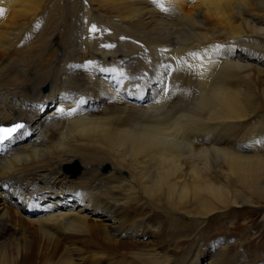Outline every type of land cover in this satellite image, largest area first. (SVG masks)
Segmentation results:
<instances>
[{
  "label": "bare ground",
  "instance_id": "obj_1",
  "mask_svg": "<svg viewBox=\"0 0 264 264\" xmlns=\"http://www.w3.org/2000/svg\"><path fill=\"white\" fill-rule=\"evenodd\" d=\"M0 11V124L31 133L0 154V264H172L124 240L149 224L132 213L162 212L195 238L215 214L264 211L258 101L235 80L264 67V0H0ZM79 96L83 108L61 116ZM17 188L51 191L39 194L50 209L27 215ZM228 241L207 264H230Z\"/></svg>",
  "mask_w": 264,
  "mask_h": 264
},
{
  "label": "rangeland",
  "instance_id": "obj_2",
  "mask_svg": "<svg viewBox=\"0 0 264 264\" xmlns=\"http://www.w3.org/2000/svg\"><path fill=\"white\" fill-rule=\"evenodd\" d=\"M53 45L56 46L58 45V43L55 44L53 42ZM58 51H60V49H58ZM251 64L252 66H254H251L250 68L251 77L248 80L247 78H237L235 80L239 81L238 89H244L243 85L250 84L249 86L247 85V88H251L256 92L255 94L258 101L257 105H255V108L257 109L256 114L261 116L259 117L257 115L258 121L262 122L260 128L263 132L261 136L264 138V92L262 93V91L264 90V73L257 72V68L264 71V67L261 68L254 61H252ZM55 108V106L43 108V116H46ZM44 109H46L48 112L46 111L43 113ZM255 121H257V118L255 119ZM106 173L101 174L103 175ZM42 185L43 184H41V186ZM155 211L156 210L152 211V209L149 208L146 215H143L138 211L137 213H132L134 217L136 216L138 218L150 217L148 218L149 221L147 220V222L149 224L150 222H152L151 225H154L153 227H155V229L150 228L149 224H146V219H142V221H144L142 223L143 233L145 234V237H134L133 234H136L137 232H133L131 236L127 237L124 240H129V238H131L129 241L137 239L138 242H141L137 244V246H139L140 248L144 247L158 249L157 251H161L163 255H166L172 264H191L194 262L195 258H197L198 255L202 253L203 250V256L200 254V260L197 261V264H207L209 260H211L213 255L221 250L220 248L223 249L224 245H227V241L229 240V258L227 257V259L230 264H243L246 262H248L249 264H252L254 262V264H264V211H261L260 209L240 206L233 208L226 217H218L219 214H215L214 216H211L210 221L208 220V222L204 225L205 229L202 232L201 236H197L195 238L192 237L193 234L188 228H184L186 227L185 225L180 227L168 226L166 222L171 217L168 218V216L164 213ZM184 221L187 222L186 218H184ZM95 223L97 227L96 232L103 233L102 228L99 227L100 224L97 222ZM10 228L14 229L15 225H11ZM29 230L30 229H28V231ZM29 235L30 238L28 240L31 241V245L33 247H37L38 245H40V242L41 248L46 249L50 247L40 239L39 234ZM220 238H222L223 241L220 243V245H218V243L216 242ZM213 241H215V243H212ZM164 249L165 251L163 252Z\"/></svg>",
  "mask_w": 264,
  "mask_h": 264
},
{
  "label": "snow or ice",
  "instance_id": "obj_3",
  "mask_svg": "<svg viewBox=\"0 0 264 264\" xmlns=\"http://www.w3.org/2000/svg\"><path fill=\"white\" fill-rule=\"evenodd\" d=\"M153 3H156V0H153ZM0 15H2V11H0ZM98 31H100V29L98 28L97 25L93 24L90 26L89 28V33L90 34H95ZM121 39H125V37H121ZM103 47L106 48H114L115 45L113 44H106V45H102ZM220 47V46H217ZM165 52L168 51V49H164ZM193 56H195V54H191ZM89 64L91 65V62H89ZM165 67V77L161 80V87H160V94H167V84H166V76H167V70H168V66L164 65ZM101 71H105V69H100ZM121 75H123V73H121ZM154 102L159 103V100H155ZM76 109H71L67 112H65L64 108H59L58 112L61 114V116L63 115H68L71 116L74 112H76ZM30 130L28 129V126L22 122H17L14 123L11 126H0V152H3L7 147L11 146L14 142L29 136ZM257 143H262L261 141H257Z\"/></svg>",
  "mask_w": 264,
  "mask_h": 264
},
{
  "label": "water",
  "instance_id": "obj_4",
  "mask_svg": "<svg viewBox=\"0 0 264 264\" xmlns=\"http://www.w3.org/2000/svg\"><path fill=\"white\" fill-rule=\"evenodd\" d=\"M72 167V166H71ZM71 167H68V166H65L64 169L67 171L68 168H71ZM73 167H75V171H76V174L79 173V168L77 167L76 164L73 165Z\"/></svg>",
  "mask_w": 264,
  "mask_h": 264
}]
</instances>
